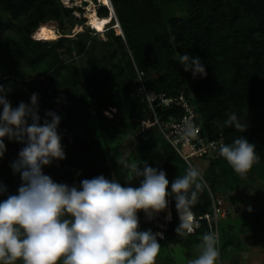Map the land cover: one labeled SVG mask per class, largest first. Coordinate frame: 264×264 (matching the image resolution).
<instances>
[{"label": "trees", "instance_id": "1", "mask_svg": "<svg viewBox=\"0 0 264 264\" xmlns=\"http://www.w3.org/2000/svg\"><path fill=\"white\" fill-rule=\"evenodd\" d=\"M110 3L120 33L116 31L113 18L106 27L110 38L105 44L109 58L105 66L97 65L91 69L92 74L86 83L89 94L96 95L94 115L104 146L110 148L112 145V158L117 156L119 137L137 126L138 119L145 117L146 102L128 96L127 92L130 77L138 72L149 94L183 93L195 106L201 129L209 138L221 133L224 144H231L243 135L255 145L260 156V162L253 166L264 167V148L255 132V118L251 115L253 108H264V0H110ZM100 7L99 16L110 14L108 6ZM69 11L57 0H0V37L13 31L19 42V48L7 50L5 59L2 57L0 61L8 71H13L17 62H24L32 68L48 65L36 88L44 98L59 96L55 75L64 62L58 49L70 40L71 31H60L64 29L63 20L55 22L60 29L47 27L43 21L49 16L61 15L68 20ZM48 29H52L47 35L53 41L42 39ZM87 31L96 34L91 28ZM185 52L201 57L206 76L193 78L191 72L184 70L175 57ZM90 57L97 60L93 54ZM0 85L14 88L16 82L6 77ZM73 97L88 105L84 93ZM64 103L72 110L67 120L60 119L58 126L66 158L45 166L44 172L61 183L78 184L82 179L103 174L123 184L125 169L114 162L107 165L99 141L87 142L84 137L71 133L77 124L82 131L91 133L92 116L84 110L87 108L65 100ZM118 110L122 111V118L108 115L109 111ZM231 113H236L247 127L244 131L226 125ZM158 115L162 120L168 116L178 119L181 109L160 108ZM158 135L161 140L150 136L139 146V165L143 167L147 161L150 166L164 170L169 177L167 190L170 192L171 183L186 174L188 165L160 132ZM4 139L7 151L0 159V183L7 187V192L0 195V201L15 194L22 184L19 173L13 174L10 164L24 146L7 137ZM218 156L209 161L206 169L212 188L230 167L220 154ZM168 198L172 218L164 231V238L182 241L185 236L176 232L180 224L176 202L174 197ZM210 206L208 191L202 187L191 212L198 217L209 212ZM198 222L200 226L190 236L191 241L197 240L196 234L208 231L204 219L200 218Z\"/></svg>", "mask_w": 264, "mask_h": 264}, {"label": "clouds", "instance_id": "2", "mask_svg": "<svg viewBox=\"0 0 264 264\" xmlns=\"http://www.w3.org/2000/svg\"><path fill=\"white\" fill-rule=\"evenodd\" d=\"M175 59L193 78L207 75L201 57L185 52ZM7 92L0 85V159L7 151L5 137L24 147L10 164L22 184L15 194L0 201V264H156L157 237L162 233L140 230L138 211L152 219L167 208L169 196L174 197L179 214L177 234L187 236L194 231L191 206L205 186L198 168L189 165L186 174L171 183L170 192L166 172L147 161L143 167L130 166L129 181L142 177L138 187L122 186L103 174L78 184L56 182L44 167L66 158L58 132L61 117L49 110L41 123L38 93L31 95L30 103L21 101L13 107ZM225 123L241 131L247 128L236 113ZM187 134L196 133L189 126ZM219 154L241 178L260 162L255 145L243 135L231 144L221 143ZM6 192L7 187L0 183V195ZM219 255L217 237L206 233L199 255L188 264H217Z\"/></svg>", "mask_w": 264, "mask_h": 264}, {"label": "rangeland", "instance_id": "3", "mask_svg": "<svg viewBox=\"0 0 264 264\" xmlns=\"http://www.w3.org/2000/svg\"><path fill=\"white\" fill-rule=\"evenodd\" d=\"M57 2L61 7L70 10L67 17L68 20H65L61 15L59 17L49 16L43 22L46 23L47 27L60 29L55 22L63 20L61 25L65 30L60 29V31H71L70 40L65 41L64 46L58 49L64 62V65L58 69L55 75L59 96L44 98L36 90L39 80L45 76L43 72L47 70L48 65L32 68L24 62H17L13 68L14 70L8 71L3 66L2 61H0V81L8 77L16 82L14 88L7 87V99L13 107H16L21 101L30 103L31 95L38 93L41 123L45 119V113L49 110L57 113L61 119L67 120L72 110L64 103V100L69 104L74 102L73 104L77 103L81 108H87L84 110L92 116L90 121L91 133L82 131V127L77 124L71 132L72 135L84 137L87 142L89 140L99 141L100 147L104 151L103 155L107 160V165L114 162L121 164L125 169L126 175L122 186L130 185L138 187L142 177L133 178L129 181L128 179L132 175L130 166L133 163L140 164L139 146L150 136L160 139L158 135L159 130L155 126H151L145 130L142 127L140 128L142 119L147 121L152 119L147 105H145V117L138 119L137 126L119 137L116 142L118 144V153L116 157L112 158V145L110 148L104 146L102 133L98 128L94 115L96 95L93 97V95L89 94L86 83L87 77L92 74L91 69L96 68L97 65V67L105 66L104 63L109 58L106 56L107 46L105 45L110 39L109 34L106 32L107 26L99 34L88 33L87 28H90V26L88 17L85 16V7L87 5L93 3L96 11H99L101 10L100 6L103 4L99 0H57ZM113 23L116 31L120 33L116 17H114ZM40 28L41 26H39ZM50 30L52 29H48L42 34V39L52 40L47 35V32ZM78 31L79 33H77ZM12 33L13 31L5 33L0 37V59L2 57L5 59L4 55L7 50L19 48L18 39ZM66 50H69L70 53H66ZM92 54L97 60H91L90 55ZM113 63H117V61L113 60ZM129 81L128 96L137 97L140 101L144 100L141 89V73L136 72L135 76L130 77ZM80 93L85 94L88 105L79 102L78 97H73ZM108 115L120 119L122 118V111H109ZM251 115L255 118V132L264 148V108H253ZM47 119L50 120L51 117H47ZM217 130L219 129L217 128ZM14 142L24 146L23 143L15 140ZM218 157L191 159L192 166L198 168L203 173L204 187L207 189L211 199L210 211L205 213L208 214L210 224L208 219L204 217L205 214L198 217L193 216L195 222L194 231L185 236L182 241H176L164 238V231L172 218L169 198H167L168 208L155 213L152 219H149L143 210L138 211L140 230L151 229L154 233H162V236L157 237L160 243V251L156 258V264H188L189 260L199 255V245L202 236L206 233L196 234L197 240L192 241L190 236L200 226L198 222L200 218L206 221L207 233H214L217 237V247L220 252L217 264H264V167L253 166L247 176L241 178L230 166L226 169L224 177L218 182L216 187L212 188L207 180L206 169L209 161ZM187 165L189 166V164ZM166 178L169 180L167 175ZM214 207L218 208V210H215ZM244 221L247 224H243ZM16 264H22V261L16 262Z\"/></svg>", "mask_w": 264, "mask_h": 264}, {"label": "built area", "instance_id": "4", "mask_svg": "<svg viewBox=\"0 0 264 264\" xmlns=\"http://www.w3.org/2000/svg\"><path fill=\"white\" fill-rule=\"evenodd\" d=\"M141 89L152 119L148 121L142 119L140 128L142 127L143 130L151 126L158 128L164 139L189 165H192V158L210 159L218 156L219 145L224 143L222 134L219 133L217 137L209 138L202 131L195 106L186 99L183 93L177 95H166L163 92L149 94L143 85ZM173 107L181 109V115L178 119L172 116H168L165 120L159 118L158 110L160 108L172 109ZM189 126L195 130L194 136L187 134ZM214 208L218 210V208ZM204 217L208 219V214H205Z\"/></svg>", "mask_w": 264, "mask_h": 264}, {"label": "bare ground", "instance_id": "5", "mask_svg": "<svg viewBox=\"0 0 264 264\" xmlns=\"http://www.w3.org/2000/svg\"><path fill=\"white\" fill-rule=\"evenodd\" d=\"M99 1L103 5H106V6H108L111 9L110 14L108 16H105V17L99 16L97 14V11H96L93 3H91L90 5H87L85 7V12H86L85 16L88 17V23H89L90 27H92L93 29L95 28L96 30H102L103 31L105 29V26H107V24L114 18V13H113V10H112V6H111V3H110V0H99ZM115 25H116V23H115ZM167 214H169V212H167ZM166 217H167V215H166ZM160 236H162V235H160Z\"/></svg>", "mask_w": 264, "mask_h": 264}]
</instances>
